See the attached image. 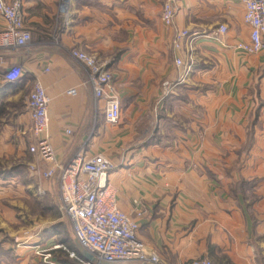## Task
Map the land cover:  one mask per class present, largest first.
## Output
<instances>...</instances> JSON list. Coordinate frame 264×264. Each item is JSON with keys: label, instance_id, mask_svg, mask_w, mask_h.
<instances>
[{"label": "crops", "instance_id": "crops-1", "mask_svg": "<svg viewBox=\"0 0 264 264\" xmlns=\"http://www.w3.org/2000/svg\"><path fill=\"white\" fill-rule=\"evenodd\" d=\"M162 1L69 0L60 9L58 0H25L30 45L0 48V106L10 112L0 123V147L30 156L23 184H32L24 193L57 194L59 211L57 178L42 177L49 164L37 166L26 149L32 141L26 99L38 80L49 97L48 135L56 162L80 150L109 158L120 210L137 219L138 238L162 261L264 264V36L256 54L234 47L249 39L243 0H181L174 25L188 30L190 41L175 53L173 29L160 19ZM221 24L227 32L216 40ZM3 26L0 18V31ZM72 49L93 55L111 74L118 123L105 122L103 102L95 101ZM12 64L23 74L10 83L3 73ZM164 81L172 83L167 95ZM72 87L76 94L68 95ZM16 178L0 175V199L13 196L9 188ZM69 232V240L60 242L68 250L55 246L49 229L44 243L15 246L1 239L0 264L92 260L70 226ZM40 246L50 262L32 260ZM68 251L76 257L61 261L54 255Z\"/></svg>", "mask_w": 264, "mask_h": 264}, {"label": "built area", "instance_id": "built-area-1", "mask_svg": "<svg viewBox=\"0 0 264 264\" xmlns=\"http://www.w3.org/2000/svg\"><path fill=\"white\" fill-rule=\"evenodd\" d=\"M25 0H0V18L4 26L0 31V48H27L32 36L25 28L22 5ZM69 0H58L60 9H64ZM181 0H163L160 19L173 29L171 47L179 53L183 44L190 41L188 30L176 27L174 19ZM243 20L248 25V41L238 42L235 48L256 54L263 46L264 36V0H243ZM227 32L225 24L219 25L214 39L222 40ZM70 54L86 69V83L91 87L95 101H102V112L106 123L116 124L120 120V102L115 91L111 74L103 68L96 57L81 50L72 49ZM177 67L183 65L180 56L175 55ZM23 72L18 65H10L3 73L6 82H15ZM172 83L163 82L164 95L170 93ZM75 95L76 88L66 91ZM47 96L40 81L33 83L27 95L26 107L31 121L32 141L28 152L35 162L49 164L42 177H56L58 183L59 211L65 216L72 235L79 247L86 250L92 260H80L82 264H174L162 261L158 254L149 249L137 236V219L120 210L115 190L110 182V173L114 163L101 153L87 155L77 151L64 162H56L55 154L48 135ZM66 129V133H70ZM138 215V214H137ZM70 257H76L71 252ZM185 264H213L208 259H194Z\"/></svg>", "mask_w": 264, "mask_h": 264}, {"label": "rangeland", "instance_id": "rangeland-1", "mask_svg": "<svg viewBox=\"0 0 264 264\" xmlns=\"http://www.w3.org/2000/svg\"><path fill=\"white\" fill-rule=\"evenodd\" d=\"M7 106L9 108L11 105L7 103L6 107ZM9 113L10 112L5 110L4 107L3 113L0 115V123L9 119ZM28 145H30V143L27 144V151ZM14 153L15 152L9 154L6 150L0 147V175L4 177L18 176V178L12 180L13 184L9 188L13 192V196H7L0 199V240H10L15 246L28 244L36 239H39L38 243H44L46 237L45 232L49 229L53 230V242L55 246L61 247V249L63 247L66 248V245L60 244V242L63 239L69 240L70 225H68L69 223L66 222L63 215L57 210V194L52 197H49L48 195L39 197L27 196L24 193L26 190L25 187L32 183L27 185L23 184L27 177L24 162H28L31 158L27 153H23V155L20 156H15ZM39 165H41V163H37V166ZM34 185L35 183L33 181V190V187H35ZM37 186L38 185H36V187ZM55 223H60L59 228H52L54 225H57ZM44 247L45 246H40L34 253L30 254L35 263L36 261L41 262V260L50 262L52 259L49 256L47 257L46 254L48 252H46ZM66 250H68V248H66ZM71 252L73 251L54 255L63 261L65 257L70 256Z\"/></svg>", "mask_w": 264, "mask_h": 264}, {"label": "trees", "instance_id": "trees-1", "mask_svg": "<svg viewBox=\"0 0 264 264\" xmlns=\"http://www.w3.org/2000/svg\"><path fill=\"white\" fill-rule=\"evenodd\" d=\"M3 107L2 106H0V115L3 113ZM249 138H250V136H248V141H249Z\"/></svg>", "mask_w": 264, "mask_h": 264}]
</instances>
